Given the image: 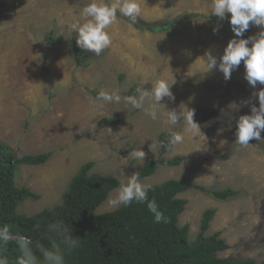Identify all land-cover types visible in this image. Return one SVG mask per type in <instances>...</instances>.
<instances>
[{"label":"rangeland","instance_id":"rangeland-1","mask_svg":"<svg viewBox=\"0 0 264 264\" xmlns=\"http://www.w3.org/2000/svg\"><path fill=\"white\" fill-rule=\"evenodd\" d=\"M90 2L0 0L4 5L0 139L19 157L52 153L42 166L19 168L16 186L30 189L39 200L25 201L18 213L32 216L59 205L72 179L88 162H94V174L118 181L135 173L139 178L140 167L159 158L160 134L169 133V128L183 134V116L174 126L167 122L168 111L179 114L183 103L195 111L194 120L207 140L203 134L185 136L184 143L172 144L166 156L167 161L184 158L180 166H160L154 175L139 181L152 187L169 180H188L208 190L238 191L237 197L227 201L197 190L180 194L187 205L179 226H189V239L194 242L203 214L213 209L216 213L207 235L221 233L230 247L218 256L264 264V131L261 141L253 139L247 147L239 145L235 136L239 116L251 114V105L242 102L264 85H249L243 62L225 80L218 66L207 71L202 58L211 50L219 63L235 35L224 20L212 19L216 16L211 14V0H138L141 16L136 22L117 12L118 22L106 29L111 46L99 55L84 50L92 58L88 66L81 67L72 56V41L78 32L70 25L81 20L82 9ZM145 26L169 28L150 31ZM261 30L252 25L251 36ZM51 34L61 39L58 46L52 44ZM156 80L168 83L175 101L165 97L157 106L155 120L143 108L123 102L91 103L101 89L124 97L135 86L150 90ZM252 102L259 106L258 98ZM106 118L122 120L117 125H100ZM219 129L223 131L218 134ZM137 149L146 153L143 161L129 155ZM115 195L114 190L96 213L117 210L121 204L113 207L108 202Z\"/></svg>","mask_w":264,"mask_h":264},{"label":"trees","instance_id":"trees-1","mask_svg":"<svg viewBox=\"0 0 264 264\" xmlns=\"http://www.w3.org/2000/svg\"><path fill=\"white\" fill-rule=\"evenodd\" d=\"M3 4H0V20L3 18ZM213 17L212 19H216ZM225 24L235 35L226 15ZM141 27L140 25H138ZM150 31L166 30L169 27L154 28ZM251 26L243 37L251 36ZM50 40L58 46L60 38ZM72 56L77 66L86 67L92 55L79 48L74 38ZM133 87L129 95H136ZM97 97L98 93L93 94ZM122 119H103L100 125H117ZM160 154L139 169V178L154 175L160 166H180L184 158L175 157L167 161L170 153V133H162L159 138ZM52 157L51 152L38 155L17 156L15 151L0 139V228L7 225L13 235H24L34 243L39 241L49 246L48 225L62 221L78 239L79 246L71 252L65 250L64 264H258L254 260L239 259L234 256L220 258L219 253L230 249L221 233L207 235L215 210H207L202 217L200 233L196 241L189 239V226H179V216L185 211L186 200L178 196L190 190L210 195L218 201H227L239 195L233 189L208 190L188 180H169L148 189V201L155 200L158 209L167 222L157 223L147 202H136L121 206L113 211L97 214L98 208L107 200L111 192L119 187L113 177L94 174V162L83 165L68 185L62 202L35 215L18 213V207L25 201H38L39 196L26 187L16 186V177L21 166H42ZM19 248L13 240L6 253L9 264H16ZM42 261L39 252L36 253Z\"/></svg>","mask_w":264,"mask_h":264},{"label":"clouds","instance_id":"clouds-1","mask_svg":"<svg viewBox=\"0 0 264 264\" xmlns=\"http://www.w3.org/2000/svg\"><path fill=\"white\" fill-rule=\"evenodd\" d=\"M117 12L129 18L133 23L141 16V6L138 0H114L113 3H105L104 0H91L85 5L81 12V20L70 25L72 31L78 32L76 38L77 45L82 50H87L99 55L104 49L111 46L112 37L106 29L117 23ZM211 14L224 20L230 14V24L235 37H243L250 26L255 25L262 30L253 36L244 38H233L227 44L222 57L218 59L211 50L205 52L204 60L207 71L216 69L223 73L225 80H230L234 69L239 68L241 62L245 66V79L253 88L264 85V0H211ZM219 28H214L218 32ZM251 44V47H249ZM139 94L121 97L113 92L109 93L101 89L95 98L91 100L93 105L97 101L103 103H125L135 108H143L147 115L153 120L157 119V106L168 97L175 101V95L171 91L168 83L164 80H156L152 83L150 90L137 88ZM258 98L259 106L252 101ZM148 107H144L145 102ZM251 105V114L240 115L235 132L236 142L242 147H247L250 141L255 139L261 141V132L264 131V88L258 92H253L252 96L242 102ZM100 106H103L101 104ZM182 111L178 114L176 110H169L167 122L176 125L179 117L183 116L185 125L183 134L174 132L169 128L170 143L173 145L183 144L185 136L199 137L202 131L200 125L194 120L195 111L187 108L183 103L180 105ZM186 109V110H185ZM223 129L218 130L219 132ZM205 140L207 137L203 134ZM132 158L143 161L146 153L137 149L129 154ZM119 187L115 190L114 198L109 199V204L113 207L120 204L129 205L134 200L136 202H147L149 210L154 214L157 223L167 222L163 213L158 209L156 201H148L147 192L150 185H144L139 181L138 174L130 177H120ZM47 240L49 246L39 241L33 242L24 235H13L10 227L5 225L0 228V264H9L6 253L9 242L15 241L19 248V256L16 264H64L65 250L71 252L79 246L78 239L74 238L71 231L62 221L50 223L48 225ZM37 252L42 256V261L38 258Z\"/></svg>","mask_w":264,"mask_h":264}]
</instances>
